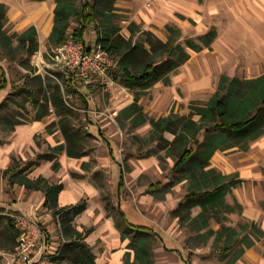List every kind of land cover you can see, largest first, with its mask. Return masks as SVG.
Listing matches in <instances>:
<instances>
[{
  "label": "rangeland",
  "instance_id": "obj_1",
  "mask_svg": "<svg viewBox=\"0 0 264 264\" xmlns=\"http://www.w3.org/2000/svg\"><path fill=\"white\" fill-rule=\"evenodd\" d=\"M88 1L97 8V22L85 35L88 44L110 33L118 44L141 43L149 51L144 32L152 31L163 41L168 37L166 25L181 28L183 35L190 38L216 28L218 37L212 47L192 52L191 60L171 76L170 84L159 82L151 89L136 90L142 111L150 119L171 114L190 117L195 106L208 104L222 76L250 81L264 75V0ZM134 22L141 31L133 35L130 25ZM5 28L10 34L16 32L8 23ZM55 48L39 50L28 57L0 45V67L8 76L7 87L0 90V264L7 262L4 253L17 249L15 218L24 215L41 233L40 247L46 232L52 236L45 249L49 262L72 264L55 261L59 251L55 252L64 243L63 232L54 211L40 207L44 192L26 187L24 194L19 191L22 177L37 179L31 171L22 169L40 154H55V160L66 165V170L54 171L53 161H42L32 170L49 173L50 184L69 178L86 185L83 197L91 211L81 220L76 219L74 226L81 231L93 228L87 240L96 255V264H264V124L248 136L214 131L219 136L220 149L213 154L207 170L235 175L242 181L212 209L209 227L194 230L175 213L182 211L181 204L192 185L188 169L178 172L174 166L191 143L173 145L175 136L167 133L170 144L162 150L150 141L149 123L137 125L134 117L126 116L123 110L135 103L136 92L115 78L119 74L117 55L111 56L116 66L109 72V84L96 79L85 97L76 91L69 75L55 66L51 59ZM139 58L150 60L146 52ZM58 93L72 109V123L82 134L80 145L85 156L81 159L69 157L66 151L52 150L68 146L60 128V110L51 103ZM47 101L48 111L36 105ZM42 111L45 116L36 121ZM193 119L200 117L195 115ZM204 139V135L200 137ZM10 168L19 171V177L5 176ZM119 205L131 223L148 227L156 231L155 235L126 230L127 240L122 241L123 232L113 217ZM200 211L197 207L189 214L196 218ZM253 224L263 234L253 233ZM243 225L249 227L246 234L255 244L249 248L248 241H242L226 254L222 248L229 232H224L217 242V231L225 227L241 232ZM212 229L216 232L210 233ZM135 237L145 239L147 252L131 248L130 243L138 245Z\"/></svg>",
  "mask_w": 264,
  "mask_h": 264
},
{
  "label": "trees",
  "instance_id": "obj_2",
  "mask_svg": "<svg viewBox=\"0 0 264 264\" xmlns=\"http://www.w3.org/2000/svg\"><path fill=\"white\" fill-rule=\"evenodd\" d=\"M55 3V23L48 44L52 47H58L69 38L70 34L73 35L76 41H84L89 28L97 22L96 5L88 0H55ZM7 13V5L0 4V45L5 49L15 48L22 55L33 56L40 50L36 27H30L20 33L10 34L5 28L9 21ZM73 25H76V27L73 28ZM166 28L168 37L163 41L152 31L143 33L146 36L145 43L149 45V51L146 50L145 44L141 43H135L131 46L118 44L110 33L99 39L111 56L117 55L119 57V74L115 78L120 79L125 87L136 92L138 88L151 89L158 82H162L164 85L170 84L171 76L177 72L179 67L191 60L192 52H201L211 48L218 37L216 28L210 29L197 38L185 37L181 28L178 27L166 25ZM130 30H132L133 35L141 31L135 22L131 23ZM15 42H17V45L14 47ZM145 52L148 53L150 58L147 62L141 61L139 58V55ZM219 84L217 92L212 95L208 104L195 106L190 117L171 114L165 118L150 119L143 113L139 104V92L135 93V103L123 110L129 118L134 117L137 125L150 124L152 129L150 141L156 142L157 147L162 150H165L170 144L166 138L167 133L175 136L171 142L173 145L181 147L191 143L192 146L184 148L174 166V171L178 172L188 169V179L192 185L184 199L185 201L181 204L182 211H175V213L179 215L181 221L187 220L190 223V228L197 231L209 227L212 219L210 213L212 209L216 207L218 202H224L227 192L242 181L235 175L224 176L212 168L207 170L213 154L220 149L217 145L219 136L214 131H226L235 136H248L264 124V75L250 81H243L237 77L222 76ZM7 85L6 69L0 67V90L5 89ZM51 103L60 110V117L62 118L60 128L68 143L67 147L60 145L52 148V150L59 153L66 151L69 157L81 159L85 156L84 147L80 145L82 134L75 129L72 123V115L74 114L72 109L63 102V98L59 93L54 95ZM36 105L48 111L50 103L48 101L37 102ZM195 115H198L200 119L194 121ZM44 116L45 112L42 111L37 115L36 121L42 120ZM203 135L205 139L201 141L200 137ZM202 148L206 150H200ZM54 155L40 154L36 160L26 163L22 170H31L38 167L42 161H54L53 168L57 170L60 163L55 160ZM198 161L200 162L199 165H197ZM15 168L7 170L5 176L19 177V171H15ZM122 181L123 174H121L120 185L123 184ZM19 184L30 190L43 191L45 194V207L54 211L60 219L64 243L55 261H67L72 264H96L97 260L93 248L86 242L92 230L85 229L80 232L74 226L76 217L83 214L87 209L88 203L86 200L82 199L77 205L59 208L58 199L64 191L63 184L52 185L44 177L34 180L27 175L21 178ZM154 187L158 188V186ZM197 207L201 208L199 215L196 218H191L189 213ZM113 217L117 228L123 232L122 241L127 240L124 234L126 230L139 234L155 235L156 233L148 227L131 223L120 205L117 208V214ZM243 228L244 231L241 232L225 227L221 231H217V242L222 240L227 231L229 232L227 233V239L224 241L223 252L228 254L242 241L246 242L247 240L249 248L255 244L249 234H246L249 227L243 225ZM252 228L253 233L263 234V231L256 224H253ZM213 232L216 231L212 229L210 233ZM46 239L49 242L48 233H46ZM134 240L138 241V245L130 243L131 248L138 249V253L147 252L144 238L135 237Z\"/></svg>",
  "mask_w": 264,
  "mask_h": 264
},
{
  "label": "built area",
  "instance_id": "obj_3",
  "mask_svg": "<svg viewBox=\"0 0 264 264\" xmlns=\"http://www.w3.org/2000/svg\"><path fill=\"white\" fill-rule=\"evenodd\" d=\"M51 59L55 66L69 75L74 88L86 96H89L90 86L96 79L105 85L109 84L111 81L109 72L116 66L100 40L88 44L82 40L76 41L72 34L62 45L54 49ZM15 220L19 234L17 249L4 255L17 264H51L48 256H45L47 239L45 238L40 247L41 233L35 227V223L28 215L18 216ZM58 251L57 249L55 253Z\"/></svg>",
  "mask_w": 264,
  "mask_h": 264
},
{
  "label": "crops",
  "instance_id": "obj_4",
  "mask_svg": "<svg viewBox=\"0 0 264 264\" xmlns=\"http://www.w3.org/2000/svg\"><path fill=\"white\" fill-rule=\"evenodd\" d=\"M0 4L7 5V8H8L7 17L9 19L8 24L9 26L12 27L14 31L20 33L30 27L35 26L38 32V42H39V47H40L41 52H44V50H47L49 47L53 48L52 46L48 44V41H49V37L52 33L54 23H55V18H54V11L56 8L55 0H45V1L0 0ZM80 95L86 97V95L82 93H80ZM37 157L34 160H36ZM34 160H30V161H34ZM30 161H28L27 163H29ZM46 162L51 163L49 161H46ZM40 165H38V167ZM38 167H34L31 170H29L32 172L31 174H33V177H36L37 179H39V177H44L47 180H50L51 175H49V173L40 171V169L36 171H32ZM60 169L66 170V165L62 162L60 163V167L57 170H55L52 166V170L54 171H58ZM30 178L33 179L32 177ZM54 184H63L64 186V191L59 195V199H58V204L61 205V207L59 206V208L68 207L70 205H77L82 201V199H85L86 202L88 203L87 199L83 197L84 193L86 192L85 184L80 183V182H75L73 179H69V178L65 179L64 181L60 183H54ZM19 191H21V193L24 194L26 192V189L25 187L21 186L19 187ZM44 202L45 200H42V202L40 203L41 204L40 207L46 208ZM90 211H91V206L88 203L87 209L83 212V214L77 216L76 219L81 220L80 217H82L84 214L90 213ZM79 223L83 224L82 221H79ZM85 229H91L92 230L91 232L92 233L94 232L93 228H84L83 230ZM77 230L80 232H83V230L82 231L79 229ZM89 236L87 237V239L89 238ZM49 237L51 240L52 236L50 234H49ZM87 239H86V242L90 245ZM63 241H64V237H63ZM5 258L7 262L4 260L3 264H17V263L12 262L10 258L6 256Z\"/></svg>",
  "mask_w": 264,
  "mask_h": 264
}]
</instances>
